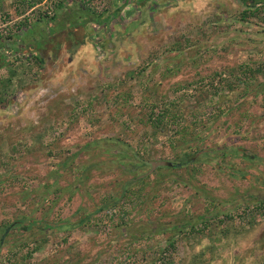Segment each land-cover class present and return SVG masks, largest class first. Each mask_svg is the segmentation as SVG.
Segmentation results:
<instances>
[{
	"label": "rangeland",
	"instance_id": "1",
	"mask_svg": "<svg viewBox=\"0 0 264 264\" xmlns=\"http://www.w3.org/2000/svg\"><path fill=\"white\" fill-rule=\"evenodd\" d=\"M62 1L0 0V264H264V0Z\"/></svg>",
	"mask_w": 264,
	"mask_h": 264
},
{
	"label": "trees",
	"instance_id": "2",
	"mask_svg": "<svg viewBox=\"0 0 264 264\" xmlns=\"http://www.w3.org/2000/svg\"><path fill=\"white\" fill-rule=\"evenodd\" d=\"M106 19H107V17H106ZM244 81V80H243ZM231 86V85H230ZM173 117H176L175 115L173 116ZM177 117H178V115H177ZM176 117V118H177ZM160 122V119H157V121H156V125L158 124ZM187 126H182L178 131H177V133L178 134H182L183 133V130H184V128H186ZM182 136V135H181ZM90 144H93V142H88V145H90ZM197 153V152H196ZM195 153V154H196ZM133 157L134 158H136L137 160H136V162L135 163H132V164H121V163H119V166L121 167V168H123V169H125V170H127L128 172H133V171H135V170H137V169H139V168H142V167H146L147 169H148V171L147 172H145L144 174H141V175H139V176H136L135 178H131L130 180H128L127 182H125V184H123V187L125 188V187H127V185L129 184H131L132 182H135V181H139V182H141V181H143L145 178H147L153 171H155L156 169H158V168H161V167H166V166H159V167H157L156 169H154L153 171H150V169H151V165H150V160H146L145 158H142L141 156H138V154H137V152H134L133 153ZM187 161V160H186ZM65 162V161H64ZM63 162V163H64ZM168 168H171V167H168ZM123 188V189H124ZM119 199H120V197L119 198H117L116 199V201L113 203V204H111V205H108L107 206V204L106 205H103V206H100L96 211H95V215H98L99 213H102V214H105V215H108V212H109V206H117L118 205V201H119ZM115 212H116V210H115ZM87 219H89L88 217H85V218H82V219H80L79 220V222H76V223H73V224H71L70 222H68V221H59V222H57V223H55V224H52V223H50V222H47V221H45V220H43V218H40V219H34L33 217H31L30 215H22V216H19L18 217V220H16L15 222H12V223H10L9 224V226L11 225L12 226V228H14V227H17V226H19V225H21V224H23V223H25V226H26V228L27 229H30V228H32L35 224H40L41 223V225L43 226V227H45L46 229H48V230H50V229H64V228H67V227H73L74 225H79V226H83L84 224H86L87 223ZM8 226L7 225H3V226H1L0 227V234L2 233V232H4L5 230H6V228H7ZM41 240H37V239H34L33 240V243L35 244V247L34 248H32V252H34V251H36L37 249H38V247L43 243V241H44V239L42 240V238H40ZM2 243H3V245H2ZM26 244L25 243H21V244H19V245H17V246H25ZM4 246V242H2V238H1V235H0V261H1V257H2V253H4L3 252V250H2V247ZM14 254H15V252H14ZM28 254H31V252H29Z\"/></svg>",
	"mask_w": 264,
	"mask_h": 264
},
{
	"label": "water",
	"instance_id": "3",
	"mask_svg": "<svg viewBox=\"0 0 264 264\" xmlns=\"http://www.w3.org/2000/svg\"><path fill=\"white\" fill-rule=\"evenodd\" d=\"M201 152H197L193 157H191L189 160L185 162H173L169 160H156V161H150L151 169L150 171H153L159 166H166V167H186L190 165L200 154ZM9 230V227L6 228L5 232L2 234V237H4Z\"/></svg>",
	"mask_w": 264,
	"mask_h": 264
},
{
	"label": "crops",
	"instance_id": "4",
	"mask_svg": "<svg viewBox=\"0 0 264 264\" xmlns=\"http://www.w3.org/2000/svg\"><path fill=\"white\" fill-rule=\"evenodd\" d=\"M127 0H110V2H109V4H110V6H127V5H125L124 3H127L126 2ZM70 3H72V1L71 0H65L64 2L62 1V2H60V6H73V5H75V6H85L84 4H82V2H76V3H74L73 5L72 4H70ZM106 18H103V20H105ZM99 20H101V18L99 19ZM102 20V21H103Z\"/></svg>",
	"mask_w": 264,
	"mask_h": 264
}]
</instances>
